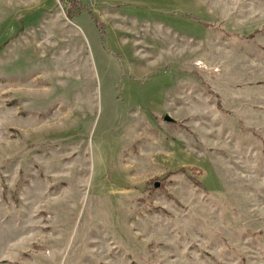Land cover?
I'll list each match as a JSON object with an SVG mask.
<instances>
[{"label":"rangeland","instance_id":"374dc122","mask_svg":"<svg viewBox=\"0 0 264 264\" xmlns=\"http://www.w3.org/2000/svg\"><path fill=\"white\" fill-rule=\"evenodd\" d=\"M69 1L0 0V264H264V0Z\"/></svg>","mask_w":264,"mask_h":264},{"label":"water","instance_id":"95a60500","mask_svg":"<svg viewBox=\"0 0 264 264\" xmlns=\"http://www.w3.org/2000/svg\"><path fill=\"white\" fill-rule=\"evenodd\" d=\"M163 120L166 121V122H174L175 119L172 118L168 113H165L163 115ZM159 186V183L156 181L154 182V187H158Z\"/></svg>","mask_w":264,"mask_h":264},{"label":"trees","instance_id":"16d2710c","mask_svg":"<svg viewBox=\"0 0 264 264\" xmlns=\"http://www.w3.org/2000/svg\"><path fill=\"white\" fill-rule=\"evenodd\" d=\"M69 3L72 4V6H74V7H77V5H78L77 0H70ZM92 17H93L94 19L96 18L93 14H92ZM96 19H97V18H96ZM97 20H98V19H97ZM97 23H98V21H97Z\"/></svg>","mask_w":264,"mask_h":264}]
</instances>
